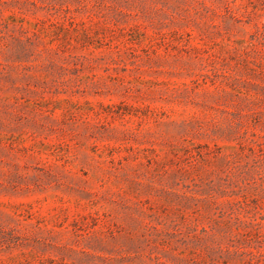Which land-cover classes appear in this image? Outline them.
Segmentation results:
<instances>
[{
	"label": "rangeland",
	"instance_id": "374dc122",
	"mask_svg": "<svg viewBox=\"0 0 264 264\" xmlns=\"http://www.w3.org/2000/svg\"><path fill=\"white\" fill-rule=\"evenodd\" d=\"M0 264H264V0H0Z\"/></svg>",
	"mask_w": 264,
	"mask_h": 264
}]
</instances>
